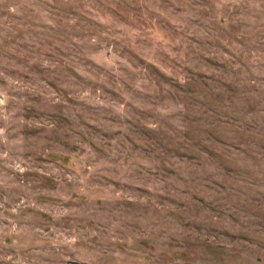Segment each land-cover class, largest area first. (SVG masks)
<instances>
[{"label": "rangeland", "instance_id": "rangeland-1", "mask_svg": "<svg viewBox=\"0 0 264 264\" xmlns=\"http://www.w3.org/2000/svg\"><path fill=\"white\" fill-rule=\"evenodd\" d=\"M0 264H264V0H0Z\"/></svg>", "mask_w": 264, "mask_h": 264}]
</instances>
